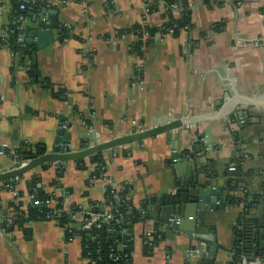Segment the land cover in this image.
I'll list each match as a JSON object with an SVG mask.
<instances>
[{
    "label": "crops",
    "instance_id": "1",
    "mask_svg": "<svg viewBox=\"0 0 264 264\" xmlns=\"http://www.w3.org/2000/svg\"><path fill=\"white\" fill-rule=\"evenodd\" d=\"M38 1L43 6L36 5L34 15L45 10L44 20L55 27L53 42L32 58L15 57L1 45L11 30H20L18 22L31 23L23 13L28 7L20 10L14 0H0V144L39 146L46 154L62 140L74 152L93 140L105 143L165 120L181 117L189 124L172 131L171 141L164 133L98 152L105 173L92 183L93 166L77 169V160L63 166L58 186L54 162L2 180L0 206L36 205L27 189L33 176L52 203L62 199L63 211L103 208V188H126L133 207L147 206L149 219L123 229L131 243L129 251L117 250L127 256L123 264H234L243 224L261 223L264 232V0H188L191 28L178 36L157 33L150 39L146 34L140 53L132 50L137 42L132 30L136 25L162 28L163 6L146 13L144 0ZM61 26L68 29L63 41ZM120 31L127 33L119 36ZM31 66L35 78L29 75ZM241 111L240 121L246 123L238 121ZM206 131L208 147L202 137ZM7 153L0 156V173L14 169ZM234 160L239 170L228 175ZM186 161L195 162L189 176H196L197 189L207 190L209 208L199 209L196 218L174 217L193 222V228L167 229L164 209L176 199L175 183L188 176L185 170L175 177L171 167ZM235 183L238 188L232 190ZM233 196L237 204L230 201ZM74 221L63 226L56 219L35 221L29 240L20 231L0 230V264H87L80 238L66 237L78 230L80 220ZM153 235L156 244L146 250ZM261 257L264 251L250 257L242 253L240 261Z\"/></svg>",
    "mask_w": 264,
    "mask_h": 264
},
{
    "label": "trees",
    "instance_id": "2",
    "mask_svg": "<svg viewBox=\"0 0 264 264\" xmlns=\"http://www.w3.org/2000/svg\"><path fill=\"white\" fill-rule=\"evenodd\" d=\"M18 7L21 4H25L26 8L28 4H32L34 6H40L41 3L38 0H28V2H24V0H14ZM159 1L163 2L164 8V18L166 19L162 28L153 29L147 25L134 26L132 30V34L137 38V42L133 45L132 50L136 53L141 52V48L144 43L141 41L143 34H148L150 39L154 37L157 33L159 34H167L168 30H172V36H178L182 31L188 30L191 28V12L189 9L188 0H146V6L148 8V12L151 13L155 11L160 5ZM206 1V0H205ZM233 4H237L240 0H231ZM218 4H221L224 1H217ZM43 5H41L42 7ZM173 6H176L177 10L174 11L172 9ZM175 12H177L178 17L175 16ZM217 27V26H215ZM17 30H11L8 33L7 38L2 42L1 45H6L13 56H27L30 55L27 47H21L17 42ZM127 32H118V35H125ZM68 36V29L64 26H61L59 29V41H63ZM150 41H147L145 44L147 45ZM31 51V50H30ZM29 53V54H28ZM33 66V65H32ZM31 66L29 67V75L31 78H35L38 76L37 71ZM43 85L45 88H51V85L47 80L43 81ZM57 96V94H55ZM85 124L89 127L90 122L85 120ZM15 162L20 163L23 161H27L33 158H37L43 155V150L36 146L34 148L30 147L27 144H20L16 148L13 149V152L7 153ZM95 164L96 166L93 168L91 175L96 178H100L105 173V162L103 157L100 154L92 156L88 162H84V160L76 161L77 169H85L87 166H91ZM47 165H42V167H46ZM64 173V167L59 166L56 170V180L54 182L55 185L58 186V181L62 178ZM40 180L38 177L33 176L29 182L27 183V189L29 196L33 198L31 201L37 202L36 205H32L27 207L26 209H22L21 202H14L8 206V209H3L0 206L1 221H0V230L6 234L13 232L14 230L20 231L23 235L24 240H29L31 238V223L40 220H49L46 218V215L53 211L49 206L46 205V201L49 200V195L42 191L40 187ZM237 183V182H236ZM233 185L231 187L232 190H236L238 188V184ZM6 185L13 186L14 182L7 181ZM127 190L123 188L118 190V188H112L111 186H107L106 192L104 194L105 201L103 202V206H108L110 203L113 206V211L115 216H121L122 220L120 224L111 223V227L117 231L123 230L127 227H131L132 225L143 222L149 219V213L147 211V206L144 205L141 208H135L132 206L131 202L127 199ZM57 202H61L62 199L58 198ZM232 203L237 204L239 202L238 197H231L230 200ZM62 209V205H59ZM100 209H94L98 210ZM71 210H76L71 207ZM56 221L63 226L64 224L69 225L76 223L69 214L67 213H58L55 218ZM244 223V222H243ZM107 226V225H106ZM106 226H103L101 230H84L77 231L72 230L71 232L66 234V237H79L81 244V251L84 258L91 260H96L97 264H123L122 262H112L109 255L117 253L116 244L112 241L111 237L106 234ZM157 234V233H156ZM157 235H153L152 241H148L145 249L150 250L152 244H156ZM99 251L98 255L95 254L96 251ZM113 250V251H112ZM241 251L236 248L233 252V263L237 264L240 261ZM264 259V257H261ZM264 261V260H263Z\"/></svg>",
    "mask_w": 264,
    "mask_h": 264
},
{
    "label": "water",
    "instance_id": "3",
    "mask_svg": "<svg viewBox=\"0 0 264 264\" xmlns=\"http://www.w3.org/2000/svg\"><path fill=\"white\" fill-rule=\"evenodd\" d=\"M27 12H23L27 17L32 18L31 23L25 21L24 19L17 23V26L20 27V30L17 34V42L21 47H27L31 50V57L35 58L36 52L46 45L53 42V29L54 24H48L44 18L43 14L45 10L42 11V15L37 17L34 15L36 6L32 4L27 5ZM35 68V64H33ZM244 112H238V121L244 115ZM240 122L246 123L241 120ZM189 124L187 121H181V117L172 121H166L161 126L157 128H152L150 130H145L143 132L131 134L128 136H121L109 140L105 143H96L93 140V144L86 146L84 149L79 151L71 152L68 144H63L62 140H56L54 143V148L50 153L43 154L37 158H33L27 161V164L19 169H13L11 171L0 173V181L9 180L17 178L21 175H24L29 170L47 163H57L60 166H65L67 161H74L79 159H90L92 156L96 155L98 152L106 149H111L127 144H138L139 141H142L146 138H150L156 135L167 133V139L171 141L173 137L172 131L176 129H183L185 125ZM63 131L58 130V134L63 136ZM67 137V136H66ZM204 138L203 143L208 147L210 140L208 138V132L202 136ZM63 144V145H62ZM174 161V160H173ZM233 162V161H232ZM228 164V163H227ZM234 170L226 169L228 175H234L239 170L238 161L234 160ZM196 169L195 162H185L183 164H177V166H172V174L176 177L178 171H185L188 176L187 178H181L178 182L175 183L177 187L176 199L173 198L169 201V204L164 209V216L162 218L163 224L167 225V229H178V228H193V222L173 220L174 217L183 219L186 217L196 218L197 211L199 209H206L207 207L204 203L207 202L205 199V194H207L206 189L199 188L197 189L196 183L197 179L195 175L189 176V172H193ZM194 183L191 188L189 187L191 183ZM203 202V203H202ZM211 209V207H210ZM179 221V222H178ZM106 234L111 236L112 241L116 244L118 251L126 252L131 249L129 245L131 244L128 239V231L123 230L121 232L112 230L111 225H107ZM111 229V230H110ZM237 248L247 257H250L253 253L260 255L264 251V232L262 224L259 223L258 227L252 226L251 223H244L242 229L237 233ZM255 244L254 249L252 248ZM215 247H210L209 252L214 253ZM250 259L248 261H253ZM208 261V258L205 259V262ZM210 261H212L210 259ZM128 264H131L129 261Z\"/></svg>",
    "mask_w": 264,
    "mask_h": 264
},
{
    "label": "built area",
    "instance_id": "4",
    "mask_svg": "<svg viewBox=\"0 0 264 264\" xmlns=\"http://www.w3.org/2000/svg\"><path fill=\"white\" fill-rule=\"evenodd\" d=\"M219 1H224V0H219ZM24 2H28V0H24ZM144 2H146V0H144ZM159 5L163 6L164 4H163L162 1H159ZM19 9L20 10H25L26 9V5L24 3L21 4L19 6ZM172 9L174 11L177 10L176 6H173ZM144 11L146 13H148V8L146 6V3H144ZM167 34L171 35L172 34V30H168ZM144 36H146V34H144L142 38H144ZM143 49H144V47L141 48L142 51H143ZM13 149L14 148L9 147L7 144H3V143L0 144V156L5 155V153H7L8 151L9 152H13ZM27 161H23V162H20V163L16 162L15 166H14V169H19V168L24 167L27 164ZM59 166L60 165L57 164V163H55V165H54L56 170L59 168ZM92 166L94 168L96 165L93 164ZM96 179H98V178H96L95 176H92L90 182L92 183ZM105 192H106V188H103V193L105 194ZM173 193L175 194L176 192L173 191ZM32 198L33 197L30 196V199H32ZM36 204H37V202H36ZM46 205L49 206L53 210V211H50L46 215L47 219H54L56 214L64 212V213L69 214L70 217L73 220H80V225H79L77 231H79V230L80 231H84V230H90V229L101 230L103 228V226L111 225L112 222H114L115 224H120L121 220H122V217L120 215L119 216H115L114 211H113V206L110 203H108V206H104L103 208H100L98 210H94V209L99 208V206L97 205L94 208H92L90 210H87V211H82L80 209H76L74 211H72L71 209H68L66 211H63V209L58 207L59 205H62V201L61 202L52 203L50 200H47L46 201ZM163 227L167 228V225L163 224ZM112 230H115V229L112 228ZM106 231H109V230L106 229ZM115 231H117V230H115ZM121 231H123V230H119L118 232H121ZM73 238L74 237L69 238V239H73ZM98 253H99V251L97 250L95 252V254L98 255ZM109 257L111 258L113 263L114 262L116 263V262H122V261L125 262L127 256L120 255L117 252L115 254L109 255ZM87 261H88L87 264H97L96 260H91L90 261L89 259H87ZM239 264H264V261H263L262 258H256L253 261L242 260V261L239 262Z\"/></svg>",
    "mask_w": 264,
    "mask_h": 264
}]
</instances>
